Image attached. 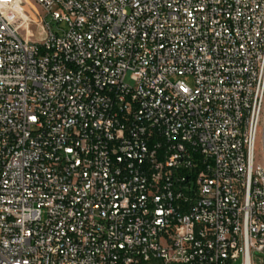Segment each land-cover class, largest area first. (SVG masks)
<instances>
[{
  "label": "built area",
  "instance_id": "2783aa9c",
  "mask_svg": "<svg viewBox=\"0 0 264 264\" xmlns=\"http://www.w3.org/2000/svg\"><path fill=\"white\" fill-rule=\"evenodd\" d=\"M263 53L264 0H0V264H256Z\"/></svg>",
  "mask_w": 264,
  "mask_h": 264
},
{
  "label": "bare ground",
  "instance_id": "6f19581e",
  "mask_svg": "<svg viewBox=\"0 0 264 264\" xmlns=\"http://www.w3.org/2000/svg\"><path fill=\"white\" fill-rule=\"evenodd\" d=\"M256 70H260V84L262 90H264V53L262 55L261 63H256ZM253 112H259L258 114H253L249 118V123L246 128L247 137V151H250V156L244 157L245 165L255 166V171L257 173V181H259L262 190H264V167L256 163V141L258 138V132H260V127L262 124V115L264 113V98H262L261 105L253 104ZM262 138H264V131L261 132ZM237 242H245V234L237 235Z\"/></svg>",
  "mask_w": 264,
  "mask_h": 264
},
{
  "label": "rangeland",
  "instance_id": "374dc122",
  "mask_svg": "<svg viewBox=\"0 0 264 264\" xmlns=\"http://www.w3.org/2000/svg\"><path fill=\"white\" fill-rule=\"evenodd\" d=\"M36 7H37V5H36ZM37 9L40 10L39 7H37ZM40 13L42 14L41 10H40ZM46 20L48 22H50V24L53 26V28L57 27L56 22L52 20L51 16H48L46 18ZM28 23H29V26L27 28H22V32L24 34H26V31L29 30V37L31 39H33V37H32L33 35L39 36V33H38V31H40L39 24L33 19H31V21ZM129 78H130V73H128V76H127V82L130 83ZM171 79L174 81H176L178 79L184 80L190 86H193V84H194L193 79L187 75H182V76L175 75V76H172ZM262 118L263 119H262V124L260 127V134L258 135V138L256 141V163H258L264 167V138H262V134H261V132L264 131V113L262 115ZM254 258H255L256 264H264V251L263 252H255Z\"/></svg>",
  "mask_w": 264,
  "mask_h": 264
}]
</instances>
